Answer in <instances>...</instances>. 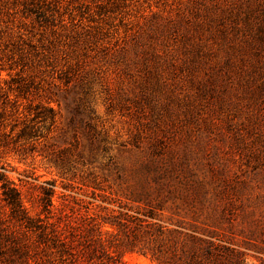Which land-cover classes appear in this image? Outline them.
<instances>
[{
  "label": "rangeland",
  "instance_id": "374dc122",
  "mask_svg": "<svg viewBox=\"0 0 264 264\" xmlns=\"http://www.w3.org/2000/svg\"><path fill=\"white\" fill-rule=\"evenodd\" d=\"M0 171L46 225L3 264H160L125 215L264 264V0H0Z\"/></svg>",
  "mask_w": 264,
  "mask_h": 264
},
{
  "label": "trees",
  "instance_id": "16d2710c",
  "mask_svg": "<svg viewBox=\"0 0 264 264\" xmlns=\"http://www.w3.org/2000/svg\"><path fill=\"white\" fill-rule=\"evenodd\" d=\"M38 107V106H37ZM49 114H41L37 111L35 116L47 117L53 122L54 113L48 108ZM50 123V125H51ZM21 135L25 138L39 137L38 128L24 125ZM135 199L148 205L141 212L145 216H153L154 206L150 200H146L149 189L143 185L135 189ZM51 186L43 187L40 196L41 210L50 212ZM193 207V205H191ZM7 208V213L4 209ZM46 226L40 219L35 222L28 214L23 204L22 196L18 188L0 171V262L3 264L8 256L9 249L18 248L17 237L19 232L28 229H40ZM126 239L125 243L131 248L144 254H149L160 264H239L240 252L224 243H215L211 239L195 236L192 233H181L175 229L164 228L145 218L138 216L122 217L118 221ZM42 229V228H41ZM148 236V237H147ZM209 237H213L209 235ZM150 240L152 241L150 243ZM89 246L83 247L82 253L88 259L99 258L101 264H119V254L114 250H106L96 240H88ZM82 254V255H83Z\"/></svg>",
  "mask_w": 264,
  "mask_h": 264
}]
</instances>
